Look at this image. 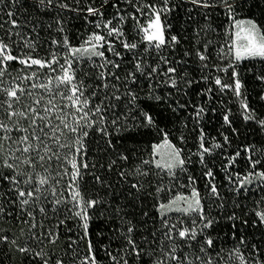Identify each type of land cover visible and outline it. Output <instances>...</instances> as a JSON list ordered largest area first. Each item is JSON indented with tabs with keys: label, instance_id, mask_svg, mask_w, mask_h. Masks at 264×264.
<instances>
[{
	"label": "snow or ice",
	"instance_id": "obj_1",
	"mask_svg": "<svg viewBox=\"0 0 264 264\" xmlns=\"http://www.w3.org/2000/svg\"><path fill=\"white\" fill-rule=\"evenodd\" d=\"M20 2L21 0H0V29H5V24L10 26L5 30L8 42L0 37V215H15L16 219H20L21 215L26 217L22 223L27 225L29 239L35 241L36 246L28 243L18 245L15 239L9 241L6 235H0V242L7 241L15 246L27 264H102L92 240L90 225L107 201L99 196H86L82 185L87 176L102 187L110 189L111 185L92 171L97 165L89 158L90 133L98 138L97 147L102 140L105 149L115 151L113 140L124 132L141 126L157 127L153 116L137 103L140 96L133 85L138 88L142 82H146L149 86V99L167 102L171 93L160 95L156 89L170 87L186 96L187 92L180 88V84L191 88L201 81L208 82L209 76L205 70L209 69V47L214 44L213 41H205L201 46L203 50L194 43L191 51H184L185 57H196L197 69L201 73L199 79L191 77L187 71H179L180 67L188 66L189 60L173 59L168 54V50L174 52L182 40L177 35H166L172 28L167 19L183 4L193 6L186 10L189 20H196L191 15L194 10H203L200 15L204 17L205 24L194 29L198 39L201 32L207 35L212 30L211 13L216 9H221L230 20L226 33L230 39L216 53L227 64L223 67L214 64L212 67L225 74L231 69V82H226L220 75H215L213 82L219 93L231 91L235 97L240 98L245 121H255L264 129V119H257L255 110L249 107L247 96L242 92L244 85L236 70V65L244 60L264 61V27L255 19L238 18L240 9L249 0H121L133 11L122 10L119 2L113 3L116 15L107 20L103 19L102 9L109 0H102L100 7L89 4L86 8L89 16L100 18L89 21L100 31L92 32L79 47L70 46L67 36H64L62 42L53 39L51 43L62 45L64 52L50 51L44 58L34 57L31 53L36 50L35 42L23 38L25 47L30 51L20 55L12 54V44L17 43L12 40V36L21 37L19 31H13L21 27L15 10ZM76 2L79 3L80 0ZM9 4L12 10H8ZM36 4L48 12L55 11L56 17L60 16L61 11L70 9V5L63 0H36ZM251 6L258 7L259 4L253 3ZM5 16L7 20L4 19ZM142 17H147L146 24L140 23ZM113 20L117 23L114 24ZM128 20L134 22L133 30L139 36L138 40H129L126 36L124 25ZM56 24L57 30L63 33V22L56 19ZM117 43L124 52L117 49ZM224 47L228 48L227 52H224ZM106 53H111L115 59ZM126 55L128 59L125 58ZM85 58L94 69L91 73L81 70L79 66L73 67L74 62L79 65ZM61 59L63 63H60ZM13 61L21 65L16 76H12L9 71L10 62ZM125 64H131V68L123 69L122 65ZM120 71H124L123 76L118 74ZM89 76H94L101 83L86 84L85 78ZM258 79L264 82V75H260ZM98 92L102 94V98L96 102ZM196 94L205 96L207 102L213 98V89L207 87L197 90ZM260 99L264 100V95ZM118 107L124 109L120 114H117ZM187 107V104H180L178 100L174 105L169 104L174 113L181 109L186 111ZM193 107V119L197 127L208 111H216L215 108L206 110L204 106ZM230 115V109L222 113L223 124L236 133ZM139 116L143 117L142 124L138 120ZM129 117L132 123H129ZM164 135V144L153 148V159L143 160L142 163L163 170L172 181L180 179L178 173H187L188 184L185 186L190 187V193L176 195L167 204H159L160 227L149 234L151 239L144 236L139 242L135 240L133 233L136 229L129 222L127 230L119 232L123 238L120 246L114 249L111 244L104 245L100 251L106 255L110 264H219L222 257L216 252V243L209 232L218 221L211 215L210 209L206 211L203 202L205 197L195 187L196 177L188 172V165L193 163L192 156H196L195 162L204 169L202 175L206 180L207 199L215 198L220 201L219 207L222 208L223 197L214 182L216 176L206 162V157L211 156L216 149L230 145L231 141L227 135H223L224 144L213 142L206 146L207 134L199 127L198 150L184 156L183 149L172 145L167 139V133ZM180 139L183 141V135ZM5 145L8 146L7 150ZM164 146L169 151L161 154L159 148ZM242 151L249 171L243 175L229 173L226 176L229 184L234 185L230 191L237 194L241 190L247 192L252 186H264V150L256 155L255 146L249 145ZM240 157L241 150L238 149L229 158L225 172L236 165ZM118 158L128 160V156L122 153H118ZM114 165L116 160H111L107 170L112 171ZM100 167L103 168L104 165L101 164ZM136 171L145 178L149 176L148 171L139 168ZM117 174L121 179H126L128 175L125 171H118ZM156 175L159 176L160 173ZM143 186V182H138L132 184L131 188L139 192ZM163 190L162 186H157V192ZM173 211L187 216L188 222L183 219L170 222L169 214ZM49 212L57 220L55 228L64 226L68 236L62 255L44 250L45 241L48 245H55L60 239L59 231L44 227V221L49 219ZM61 213L64 215L63 219H59ZM255 215L259 225H264V209L255 211ZM228 219L236 220L237 217L233 214ZM68 221H72L79 231L73 232V228L67 227ZM253 226L257 225L254 223ZM232 227L235 229L236 225L233 224ZM156 232L160 235L157 236ZM235 235L233 232V238ZM81 243L85 244L84 249L80 248ZM239 244L248 246L243 236L240 237ZM251 248V260L245 257L239 247L228 253L229 259L235 257L239 264H264L261 249L255 244ZM213 253L219 259H214Z\"/></svg>",
	"mask_w": 264,
	"mask_h": 264
},
{
	"label": "trees",
	"instance_id": "obj_2",
	"mask_svg": "<svg viewBox=\"0 0 264 264\" xmlns=\"http://www.w3.org/2000/svg\"><path fill=\"white\" fill-rule=\"evenodd\" d=\"M7 2V0H6ZM64 3L70 5V9H80L81 11H72L65 9L61 11L60 16L56 17L55 11L48 12L37 6L36 0H21L20 5L15 9L18 16V22L21 27L14 29L13 31H19L21 37L12 36V40L17 43L12 44L13 55H20L21 53H28L30 49L26 48L23 39L35 42L36 50L31 54L34 57L44 58L47 57L50 51H56L59 53L64 52L63 46L53 45L51 42L53 39L63 41L64 36H67L69 45L71 44V27L75 23H89L100 19L99 17L89 16L86 12V8L89 4L93 7H100L102 0H80L79 3L76 0H63ZM119 2L120 8L127 9V11H133V9L127 4L121 2V0H109L107 5L103 6L104 17L103 19H112L116 15V9L112 7L113 3ZM151 2V0H149ZM179 2V0H178ZM253 3H258V7H252ZM193 7L191 4H183L177 11L171 13L167 22L172 25V28L166 35H177L181 38L182 43L176 46L179 51L193 49L195 46L201 47L207 40L214 42L209 47V53L211 54V61L209 63V69L205 72L209 76L207 83L201 81L198 85H193L191 88H186L185 85L180 84V88L187 92L185 96L183 92H178L170 87H161L156 89L157 94L165 95L171 93V97L167 100L168 104H173L175 101H179L180 104H187V110H179L178 113L183 118L185 128L183 131V141L180 139L178 142V148L183 149L182 155L188 156L190 153H194L198 150V135L199 127H202L206 135V146H210L213 142H219L224 144L223 135H227L231 141L230 145H225L223 149H216L211 156L206 157L209 167H211L215 173L218 189L223 197L222 215L218 223L210 231L212 238L216 243V252L220 253L219 259L216 257V253H213L214 259H219V264H239V261L232 257L229 259L228 253L239 247L240 251L244 253L245 257L251 260L250 253L252 252L251 246L255 244L261 249V258H264V225H259L258 217L255 215V211L264 209V186H252L248 191L241 190L240 193H234L230 191L234 185L229 184L226 176L229 173H240L241 175L249 171V168L244 159V153L242 149L249 145H254L256 149V155H259L261 150H264V129L258 126L255 121H245L243 119V109L241 108V100L233 95L231 91L225 93H219L217 87L214 85L213 77L220 75L226 82H231V69L227 74L219 72L212 65H220L221 67L227 64V61L220 60L216 53L219 49L229 41L227 36V30L230 27V20L224 14L221 9H216L211 13V29L205 35L204 32L200 33L198 39L194 29L199 28L205 24L204 17L200 15V11L194 10L191 15L196 20L187 19L189 13L186 11L188 8ZM12 10L9 4V9ZM57 11H59L57 9ZM126 14V13H124ZM87 17V19H85ZM238 18H252L255 19L262 27H264V0H249L248 4L240 9ZM7 20V17H4ZM56 19L63 22L64 32L61 33L57 30L58 25ZM164 17H162V20ZM196 21H199L197 23ZM147 17L140 19L141 24H146ZM113 23H117L113 20ZM133 21L128 20L124 25V31L129 40L133 38L139 39L136 31L133 30ZM51 25V27H49ZM10 27L5 24V29H0V37H3L8 42V37L5 34V30ZM23 38V39H22ZM117 49L121 52L124 50L117 43ZM143 49V44L141 45ZM201 50L202 47H201ZM228 48L224 47V52H227ZM112 59L115 57L111 53H106ZM173 59H185L189 60L188 66L180 67L179 71H187L191 77L197 79L200 78V71L197 69L198 61L193 55L191 57H182L178 55H169ZM128 59V56L125 57ZM97 59V58H93ZM61 59L60 63H63ZM83 71L93 72L94 69L89 66L88 60L85 58L79 62V65L74 62L73 67H77ZM21 65L17 62H10L9 71L12 76L17 75V71ZM122 68L127 70L131 68V64L122 65ZM236 70L239 72V79L242 81L244 88L242 92L247 96V102L251 109L255 110L257 119H264V100L260 99L261 95H264V82H261L258 77L264 75V61L261 60H244L236 65ZM47 72V69L44 70ZM123 76L124 71L118 72ZM78 78L80 73H77ZM86 84H99V80H96L94 76L85 78ZM139 94L140 100L137 103L145 111L144 103L147 101H156L147 97L148 83L142 82L140 87L136 85L132 86ZM207 87H212L213 98L206 102V97L203 95H197V90H203ZM91 91V89H89ZM123 91V87H121ZM102 98V94L98 92L96 102ZM164 102V101H161ZM204 106L207 109L215 108V113L208 111L203 120L197 127L196 121L193 119L194 107ZM231 110L230 119L233 121L232 127L237 131L233 133L231 128L223 124L222 113ZM124 111L123 107H118L117 114ZM135 114V113H134ZM138 120L143 123V117L139 116ZM129 123H132L131 117H129ZM157 125V124H156ZM196 129L195 131L193 129ZM111 130V129H110ZM97 137L90 133L88 142L89 158L92 162H95L97 167L92 169L97 175H100L102 179H106L107 183L111 185V188L102 187L96 184L90 176L85 177V183L82 185V191L88 197L96 198L97 196L107 201L102 205L101 212H97L90 225V233L99 258L102 260V264H110V261L106 255L100 251L104 245L111 244L112 248H117L122 242L120 236V230L126 231L128 223L130 222L135 226V232L133 238L138 242L142 237L148 236L151 239L150 233L156 231L160 227V213L159 204L165 203L174 198L176 195L183 194L188 195L190 193V187H186L188 184L187 173L179 174L180 179L172 181L161 169H155L154 165L143 164V160L153 159V148L159 145L164 140V133L162 129L157 125L156 128L151 127H137L132 131L124 132L122 136L113 140L116 145V150L105 149L104 141H99L100 146L97 147ZM5 145V150H7ZM241 150V157L238 158L236 165L228 169L225 172V167L229 164V158L237 151ZM118 153L128 156V160L124 161L118 158ZM159 159V157H156ZM111 160H116L112 171L107 170V165ZM196 156H192L193 163L188 165V172L196 177L195 187L201 194H207L205 187L206 180L203 177V167L198 165L195 161ZM104 167L101 168L100 165ZM141 169L149 172L147 178L140 176L137 173V169ZM118 171H125L128 175L126 179H121L118 176ZM160 173L159 176L156 173ZM235 179V176H233ZM143 182V188L137 192L136 189L131 188L132 184ZM157 186H162L163 191L157 192ZM147 213V215H145ZM235 215L236 220L228 219L229 216ZM49 219L44 221L45 229L53 228L60 232V239L55 245H48L45 241V251H53L58 255L63 254V250L67 245L68 236L65 234V227L61 226L59 229L55 228L57 223L56 218L51 212H49ZM170 222L183 219L186 223L189 218L179 212H171L169 214ZM63 213L60 214L59 219H63ZM26 219L21 215L20 219H16L15 215L12 217L6 215H0V235H6L9 237V241L15 239L18 245L23 246L28 243L33 247L36 246L35 241L29 239L30 233L27 225H24L22 221ZM37 219H40L37 216ZM243 221H247V224H243ZM255 225L257 226H253ZM235 224L236 228L233 229L232 225ZM67 227L73 228V232L79 231L74 227L72 221H68ZM23 229V231H21ZM233 232L236 233L233 238ZM70 235V234H69ZM159 236L160 233L156 232ZM243 236L247 241L248 246L245 247L239 244L240 237ZM85 244L81 243L80 248L84 249ZM39 250V249H37ZM67 259V258H66ZM0 264H27L24 257L16 251L15 246L11 245L7 241L0 242Z\"/></svg>",
	"mask_w": 264,
	"mask_h": 264
},
{
	"label": "rangeland",
	"instance_id": "obj_3",
	"mask_svg": "<svg viewBox=\"0 0 264 264\" xmlns=\"http://www.w3.org/2000/svg\"><path fill=\"white\" fill-rule=\"evenodd\" d=\"M94 31H100V30L96 29L93 23L73 24L71 27L72 47L81 46L84 43V41L88 38V36ZM168 54L178 55L182 57L184 53L183 51H179L177 49H175L174 52L171 49H169ZM144 107L146 111L153 116V118L156 121V124L162 129L163 133L164 134L167 133V139L169 140V142L178 148V142L180 140V136L183 134L185 128L184 120L180 116V114L178 112L175 113L172 112L169 108V104L161 101L160 102L147 101L144 103ZM164 140H165V135H164ZM164 140L159 145H163ZM168 151L169 149L167 148V146L159 148V152L161 154H166ZM201 195L202 197H205L203 202L205 204L206 211L210 209L211 215L214 216L217 221H219L222 215V208L219 207L220 201H216L215 198H212L211 200L207 199V194H201ZM212 229H210L209 232Z\"/></svg>",
	"mask_w": 264,
	"mask_h": 264
}]
</instances>
